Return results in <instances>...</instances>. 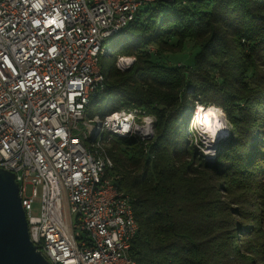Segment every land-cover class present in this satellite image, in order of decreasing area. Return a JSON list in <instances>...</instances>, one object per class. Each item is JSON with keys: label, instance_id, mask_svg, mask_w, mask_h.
<instances>
[{"label": "trees", "instance_id": "1", "mask_svg": "<svg viewBox=\"0 0 264 264\" xmlns=\"http://www.w3.org/2000/svg\"><path fill=\"white\" fill-rule=\"evenodd\" d=\"M117 36L87 117L135 108L155 118L148 144L114 136L108 146L110 175L135 200L131 256L264 264V0H154ZM120 56L135 61L122 71ZM195 102L219 106L231 126L215 164L187 129Z\"/></svg>", "mask_w": 264, "mask_h": 264}, {"label": "built area", "instance_id": "2", "mask_svg": "<svg viewBox=\"0 0 264 264\" xmlns=\"http://www.w3.org/2000/svg\"><path fill=\"white\" fill-rule=\"evenodd\" d=\"M153 1L0 0V168L14 173L30 239L51 264H138L135 200L110 175L108 146L114 136L148 144L155 118L87 110L107 88L108 39Z\"/></svg>", "mask_w": 264, "mask_h": 264}, {"label": "water", "instance_id": "3", "mask_svg": "<svg viewBox=\"0 0 264 264\" xmlns=\"http://www.w3.org/2000/svg\"><path fill=\"white\" fill-rule=\"evenodd\" d=\"M226 134L220 136L214 148ZM210 144L207 143L208 147ZM0 264H51L32 242L14 173L0 168Z\"/></svg>", "mask_w": 264, "mask_h": 264}, {"label": "rangeland", "instance_id": "4", "mask_svg": "<svg viewBox=\"0 0 264 264\" xmlns=\"http://www.w3.org/2000/svg\"><path fill=\"white\" fill-rule=\"evenodd\" d=\"M144 8H145V6L142 9H144ZM125 30H126V28H125ZM119 39H120V37L117 35L110 37L108 39V46L112 47L113 44L115 42H117ZM193 58H194V54H190V52L188 51L186 53V56H184V59L181 60V62L188 64V63H190V61H193ZM101 63L104 64L105 66H110L112 64V59L110 57H101ZM213 107L220 109L225 116L226 127L224 129V134H226V135L223 138H221L220 142L218 143V146L216 145V147L214 148L215 150H214L213 156L206 157L207 161L210 164H215L218 160L217 149H218L219 145L231 137V126H230V123L228 122V119H227L225 112L219 106H216V105L205 106L199 102H195L194 104H192L190 112L188 113L189 114L188 119L186 120L187 121L186 124H188L187 129H188L190 135L193 137L194 144L196 145V148H198V150L203 153V150L206 148L207 143H208V136H209V133L207 132V129H208L207 124L208 123L204 124L205 122H207L204 120L205 122L203 124L201 123L202 124L201 125L199 122V119H201L202 115L208 109H211ZM212 137H213V135H212ZM198 142L200 144H197ZM213 147H212V149H213ZM212 152H213V150H212ZM260 192L263 193V195H264V184H263V187L260 190ZM261 200H262L261 207H262L263 211H261L260 213L262 214V216H261V218H263L262 221H264V197ZM39 210H40V201L38 199L34 203V213L36 215H38ZM73 220L74 221L76 220L75 216H73ZM237 220L241 221V222H246V220L242 219L238 215H237ZM261 223H263V222H261ZM239 226H240L239 229L243 228L241 225H239ZM236 227H237V225H236Z\"/></svg>", "mask_w": 264, "mask_h": 264}, {"label": "bare ground", "instance_id": "5", "mask_svg": "<svg viewBox=\"0 0 264 264\" xmlns=\"http://www.w3.org/2000/svg\"><path fill=\"white\" fill-rule=\"evenodd\" d=\"M204 120L207 122H205ZM199 122L200 124L201 123L203 124L204 122H205L204 124L208 123L207 124L208 126L207 132L209 133L208 144L210 145L203 150V153H205L204 155H209L212 153V147L216 143L217 139L224 134V129L226 127L225 116L220 109L213 107L211 109H208L202 115L201 119H199ZM217 124H221L223 125V127L217 129L216 127Z\"/></svg>", "mask_w": 264, "mask_h": 264}, {"label": "clouds", "instance_id": "6", "mask_svg": "<svg viewBox=\"0 0 264 264\" xmlns=\"http://www.w3.org/2000/svg\"><path fill=\"white\" fill-rule=\"evenodd\" d=\"M40 3H42V0H37V2L34 4L35 7H39L40 6ZM217 129L223 127V125L221 124H217Z\"/></svg>", "mask_w": 264, "mask_h": 264}]
</instances>
